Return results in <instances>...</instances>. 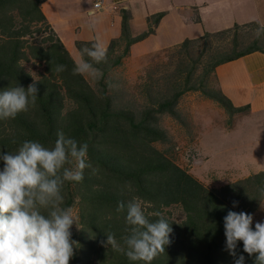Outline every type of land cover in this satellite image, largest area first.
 Segmentation results:
<instances>
[{"label":"trees","instance_id":"1","mask_svg":"<svg viewBox=\"0 0 264 264\" xmlns=\"http://www.w3.org/2000/svg\"><path fill=\"white\" fill-rule=\"evenodd\" d=\"M45 1L0 0V91L16 84L27 88L33 78L39 89L35 106L0 121V151L14 152L25 140L51 147L58 130L88 144L92 169L85 170L82 182L63 188L64 206L72 208L80 226L71 229L79 247L70 264H143L100 243L107 233L122 243L126 211L116 209L133 198L151 220L157 219L151 213H162L173 230L171 243L152 264H234L225 250L223 218L229 210L254 215L264 206V171L208 186L177 163L173 136L162 123L169 118L187 125L178 104L190 92L215 101L229 119L249 110L234 107L222 94L215 69L254 52L264 54V34L256 35L260 24H235L185 39L156 53L131 83L124 68L130 48L155 33L165 12L148 16L146 29L133 35L131 15L121 10L120 36L109 42L107 61L94 64L103 76L93 79L73 74L75 61L41 10ZM94 42L76 41L79 55ZM57 65L65 71L57 73ZM237 252L253 264L242 242Z\"/></svg>","mask_w":264,"mask_h":264},{"label":"clouds","instance_id":"2","mask_svg":"<svg viewBox=\"0 0 264 264\" xmlns=\"http://www.w3.org/2000/svg\"><path fill=\"white\" fill-rule=\"evenodd\" d=\"M90 26H94L90 25ZM264 34V25L257 29V37ZM87 56L90 59H84ZM107 61V47L97 39L91 47L81 50L73 74L100 79L103 73L94 64ZM66 66L57 65V73ZM38 80L27 88L16 84L0 91V121L15 119L18 114L35 106ZM51 147L39 141L25 140L14 152L0 151V264H70L79 243L72 239L71 229H78L79 217L71 207L64 206L63 188L66 182L80 183L88 160V144L78 142L58 130ZM95 169H93V172ZM238 202L233 201V207ZM117 212H125L128 226L122 243L112 233L105 234L100 243L123 253L128 260L152 261L165 252L171 243V224L160 212L151 220L138 198L126 204L118 202ZM253 215L229 210L223 218L226 237L225 250L234 264H245V256L238 254V243L243 252L254 257L253 264H264V220L253 228Z\"/></svg>","mask_w":264,"mask_h":264},{"label":"crops","instance_id":"3","mask_svg":"<svg viewBox=\"0 0 264 264\" xmlns=\"http://www.w3.org/2000/svg\"><path fill=\"white\" fill-rule=\"evenodd\" d=\"M59 1L46 0L41 10L69 54L76 49V41L99 39L107 47L112 39L119 37L121 10L131 15L129 26L133 35L146 29L148 16L165 12L155 33L130 48L128 59L135 61L136 66H144L152 54L185 39L198 38L204 32L215 33L251 22L264 25V0H82L86 2L84 7L67 2L66 9L59 6ZM97 1L102 2V7L91 15ZM69 12L79 13L80 17L70 18ZM136 48L141 53L133 57ZM215 76L222 94L234 107L249 106L246 113L237 114V129L256 120L264 126V54L254 52L223 63L216 67ZM240 137L236 149L250 148L252 154L242 167L245 175L241 178L264 171V138L247 142L243 134Z\"/></svg>","mask_w":264,"mask_h":264},{"label":"rangeland","instance_id":"4","mask_svg":"<svg viewBox=\"0 0 264 264\" xmlns=\"http://www.w3.org/2000/svg\"><path fill=\"white\" fill-rule=\"evenodd\" d=\"M67 2L84 7L85 1L61 0L59 6L66 9L69 7ZM67 16L80 17L79 13L70 14V12ZM140 51V48H136L133 57L138 56ZM155 54L147 59V64L144 66H136L135 61L128 58V61L125 60L124 68L131 83H134L136 76L154 60ZM70 55L75 62L80 59L76 49H73ZM178 112L187 123L186 126L169 118H164L162 123L173 136L177 163L211 187H221L241 179L245 175L242 167L246 160L251 159L252 154L250 148L242 150L236 149L235 146L239 145L241 134L247 142L264 138L262 122L259 124L258 120L250 121L245 127L237 129V114L229 119L224 109L215 101L195 92L187 93L182 97L178 104ZM253 218L254 224L264 220V206L253 215Z\"/></svg>","mask_w":264,"mask_h":264},{"label":"built area","instance_id":"5","mask_svg":"<svg viewBox=\"0 0 264 264\" xmlns=\"http://www.w3.org/2000/svg\"><path fill=\"white\" fill-rule=\"evenodd\" d=\"M102 7V2L101 1H97L94 3L93 5V10L90 12V14H94L95 12H97L99 9H101Z\"/></svg>","mask_w":264,"mask_h":264}]
</instances>
